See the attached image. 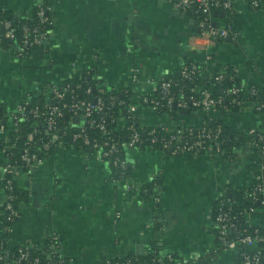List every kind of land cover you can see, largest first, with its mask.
Listing matches in <instances>:
<instances>
[{
	"label": "crops",
	"instance_id": "crops-1",
	"mask_svg": "<svg viewBox=\"0 0 264 264\" xmlns=\"http://www.w3.org/2000/svg\"><path fill=\"white\" fill-rule=\"evenodd\" d=\"M50 1L53 21L43 46L25 57L0 46V102L9 111L30 93L44 95L53 84L88 71L102 89L130 87L131 103L143 123L200 125L206 119H222L236 134L228 156L128 147L130 177L117 181L96 153L56 146L29 171H16L26 195L11 243L42 247L55 232L61 252L77 264L137 257L155 248L189 258L208 255L211 264H241L238 249H217L215 205L228 187H250L258 178L264 182V153L248 140L251 129L264 127V112L244 107L222 114L198 108L172 118L142 104L139 97L189 61L199 63L205 76L230 67L244 83L262 86L264 7L236 0L234 33L213 43L200 38L193 45L196 17L176 7V0ZM35 4L0 0V8L17 16L32 13ZM214 15L221 24L223 14ZM124 122L121 117L119 126ZM4 159L0 148V162ZM144 185L152 187L157 201L140 192ZM4 198L0 177V207ZM246 218L253 226H263L264 207L247 212Z\"/></svg>",
	"mask_w": 264,
	"mask_h": 264
},
{
	"label": "built area",
	"instance_id": "built-area-1",
	"mask_svg": "<svg viewBox=\"0 0 264 264\" xmlns=\"http://www.w3.org/2000/svg\"><path fill=\"white\" fill-rule=\"evenodd\" d=\"M235 1L176 0L174 5L184 9L191 8L193 11H199L202 14L200 18L194 14L198 26V32L192 35V43L195 45L198 44V39L200 38L206 39L208 43H213L216 37H227L234 33V28L230 24L227 26L215 25L214 19L212 18V11L213 9H217L223 10L224 12H231L233 11ZM246 1L253 7H264V0ZM34 10L37 22L35 24L23 23L21 27L23 33L20 39L17 36L18 25L12 19L4 17L0 11V45L3 44L4 39L14 41L10 47L19 57L28 56L36 48L43 46L50 35V29L47 28V24L53 21L51 1L36 0ZM27 15H32V13ZM180 67H182L181 75L189 80H195L202 71V66L192 61L185 62ZM228 68L219 69L213 74L208 75L210 79L213 78L218 81L226 76L233 80L238 78V82L234 81V83L216 95H213V88L203 81L201 84L193 85L188 92L185 90L184 85H180L175 78L168 76V72L158 80L153 90L157 93L143 92L139 97L140 101L142 104L149 105L160 113V107L171 106L173 104L184 108L191 105L205 110H218V105H222L223 108L228 109L229 103L236 110L249 107L256 111L264 112V84L259 86L255 83H244V81L239 79L238 74H228ZM232 69L236 72L234 68ZM138 70V67L134 68L133 77L135 79L137 78ZM77 75L81 76L82 73H78ZM50 89L54 93L53 97L55 100L45 104L42 108L39 106L28 108L25 105L27 101L24 99L16 108L7 112L9 126L17 129L19 120L30 115L43 118L46 123L45 132L49 135V139L43 143L44 148L48 149L51 143L54 147L61 145L76 146V142L69 143L66 141L56 127L57 116L62 115L64 113L63 110L66 108L71 110L75 114L76 119L81 121L80 124L87 122L91 127H98L108 135L106 139L100 141L96 137H91L84 125L80 130L73 133L72 139L74 141L80 139L85 145L93 147L94 153L103 161L122 169L118 175L111 176L113 181L128 179L130 177V174L126 172L127 167L129 168L130 166L129 161L119 153L121 151V143L126 148H142L148 144L150 146H156L167 153L192 152L205 153L211 156H224L225 149L223 142L225 137L222 135V124H218L216 127H208L205 124L198 127L184 123H179V125L167 123L154 124L146 131L147 136L144 137L143 132L138 127H135L134 122H131L128 125L130 129L128 140L120 142L113 135H110L111 131L106 128L104 119L105 109L110 106L102 95L91 99L89 96L74 94L72 95L71 101H63L66 92L69 90L68 84L63 86L53 84ZM195 90L197 94L193 93ZM258 95L261 97L259 100L252 99L253 96ZM115 100V96L111 97V103H115ZM124 102L123 99L119 100V103ZM135 110V105L130 103L128 111L133 113L136 112ZM95 112L99 113V115H93ZM169 116L172 117L171 115ZM36 131L37 129H34L32 132H29L27 134L28 139H31L33 133ZM0 138L4 143L1 148L4 151L9 149L12 144L10 143L12 137L9 136V129L2 123H0ZM248 140L252 147L264 153V129H251ZM42 159L36 151L26 147L22 155L23 164H21V167H32ZM13 167L14 164L5 153V159L0 162V177L5 189V198L0 207V215H5L7 220L13 221V223L4 224L0 228V236L3 233L9 234L6 240L0 238V264H67L68 262L77 264L61 252L59 238L55 232L51 233L45 239L42 247L28 242L17 243V248L13 252L4 247L5 242L12 244L11 239L17 222L15 220H18L21 212L20 207L14 203L16 194L14 193L13 181L10 177H6V172L12 170ZM139 190L144 196H153L156 201L158 200V195L152 192V187L144 185ZM243 190L246 197L252 201H257V206L264 207V182L260 178L257 179L255 184L243 188ZM225 192L222 190L217 198L219 203L217 204L216 202L217 207L214 215V223L217 228L216 232L219 241L217 249L236 248L241 257V264H259L264 250V233H260L257 227L254 229H248V227L239 228L236 216L232 213L234 200L225 197ZM227 200L231 202L226 203ZM257 206L254 203L246 208L245 212L255 210ZM229 231L233 235H229ZM115 257L118 258L120 256L106 257L102 263L98 261L95 264H121ZM206 257L209 260L204 261L200 257L189 258L182 255L176 258L175 262L177 264H211L208 255ZM174 259L175 257L172 252L154 251L151 264H167L168 260L171 261Z\"/></svg>",
	"mask_w": 264,
	"mask_h": 264
},
{
	"label": "trees",
	"instance_id": "trees-1",
	"mask_svg": "<svg viewBox=\"0 0 264 264\" xmlns=\"http://www.w3.org/2000/svg\"><path fill=\"white\" fill-rule=\"evenodd\" d=\"M191 12H193L195 15L198 16V18L202 17V14L199 11H193V9L189 8ZM214 10L212 11V18L214 19L216 16L214 15ZM2 15L4 17H8L12 19L17 25H18V32L17 36L20 39L22 36V25L23 23H29V24H35L37 22L36 16H35V10H33L32 15H23V16H17L13 14L11 11L7 9H0ZM32 16V17H31ZM219 16V14L217 15ZM222 23H217L218 26H227V25H232L234 28V13L233 11H226L222 15ZM52 26V21L47 24V28H51ZM14 41L4 39V42L2 47H10L11 44ZM230 68V67H229ZM228 68V74H236L237 73L232 69ZM181 69L182 67L178 68L175 71L169 72L168 76H172L175 78L180 85H184L186 91H190L193 85L196 84H201L202 81L206 84H209L211 88H213V95H216L218 93H221L224 88L230 86L232 83L238 82V78L230 79L228 76L223 78L222 80H214L213 78L210 79L209 76L203 75V73L200 72L199 77H197L195 80H189L181 75ZM69 85V90L66 92L63 101H71L72 100V95L76 94L79 96H89L91 99L96 98L98 95H102L109 104V108L105 109V122H106V128L111 131L110 135H113L116 139H118L120 142H125L128 140V134L130 132V129L128 128L129 123L134 122L135 127H138L142 132L143 136L146 137L147 133L146 131L151 127V125H148L146 123H143L140 121L138 118V115L136 112L130 113L128 111V106L132 102V96L134 92L130 87L125 88V89H102L97 85L96 80L91 76L88 71L82 72V75L79 76L77 74H72L70 77L65 79L63 82L59 83L58 85ZM89 91H87V89ZM150 93L156 94V91H151ZM194 94H197V91H193ZM53 91L49 88L48 91L44 95H35L30 93L28 97L25 98L27 103L25 104L28 108L39 106L42 108L45 104L50 103L54 101L53 97ZM115 96L116 100L115 103H111V97ZM261 97L258 96H253V100H259ZM123 99L125 102L124 103H119V100ZM229 103V108L225 109L223 108L222 105H218V111H220L222 114L224 113H231L236 110L233 105H230ZM194 109H198L197 107L193 106H188V107H180L178 105H171V106H162L160 107V111L162 113H166L168 115H171L172 118L178 117L181 112L185 111H193ZM9 110L7 107L0 102V123L4 124L8 129H9V136L12 137L11 139V146L9 149L5 150L6 156H9L10 161L14 164V167L12 170L6 172V177H10L13 181L14 184V193L16 194V198L14 199L15 205L20 207L21 201L24 199L26 195V191L23 188V182L21 178L18 177L17 175V169L19 168L18 166L21 167V164H23L22 161V155L24 153V149L26 147H29L30 150L36 151L42 158H44L47 154L51 153L54 149V145L51 143L50 147L44 148L43 143L49 139V135L45 132L46 129V123L43 118H37L33 116H28L23 119H20L18 122V127L17 129L12 128L9 126V121H8V116L6 113ZM62 115L57 116V123L56 127L58 132L61 134V136L68 141L69 143L76 142V147L78 148H84L87 150L88 153H93L94 148L88 145H85L83 141L76 140L74 141L72 139V135L74 132L80 130L84 125L86 126V130L90 134L91 137H96L100 141H103L104 139L107 138V134H105L104 131L99 129L98 127H91L89 123H83L80 124L81 121L76 119L75 114L69 110V109H64ZM93 115H99V113L95 112ZM123 117L125 119V122L121 125L119 123L120 118ZM208 127H216L218 124H222V135L225 137V140L223 142V147L225 149L224 155L228 156L229 152L231 150V144H232V139L234 134L236 132L227 124L222 119H206V122L204 123ZM176 125H179L176 124ZM202 125V124H200ZM200 125H194L196 127ZM34 129H37L35 133H33V137L31 139H28L27 134L29 132H32ZM259 129H264V127H258L256 130ZM148 143V142H147ZM146 143V144H147ZM3 140L0 138V148L3 146ZM148 146L144 145L143 147ZM121 156L127 158V153H126V147L123 146L121 143V151L119 152ZM128 159V158H127ZM129 161V160H128ZM23 170L29 171L31 167H26L22 166ZM111 168V176L112 175H118L121 172V168L115 165L110 164ZM126 172L128 174L131 173V168L127 167ZM225 197L229 198L230 200H234V203L232 204V213L236 216L237 223L239 225V228L242 229L244 227H248V229H254L257 227L259 229L260 233H264V226H257V225H251L248 223L247 218H246V208H248L250 205L254 204L257 206V201H252L250 198L246 197L244 195V190L243 188L239 187H231L227 190H225ZM230 203L231 201L227 200L226 203ZM219 201H217V204ZM217 205H215V211H216ZM17 221V219L15 220ZM13 221H8L5 215H0V228L3 227L4 224H12ZM215 230L217 231V228L215 227ZM217 233V232H216ZM229 235H233L231 231L228 233ZM8 233H3L0 238L5 239L8 238ZM11 236V235H10ZM9 236V237H10ZM262 244V242H261ZM18 244H9L8 242L4 243V247L8 248L10 251H15L17 248ZM154 251H160L159 249L155 248L154 250L143 254L139 255L137 257H132L130 255H121L120 257H115L116 260H118L121 264H151L152 263V256L154 254ZM175 259L174 260H168L167 264H177L176 258L181 257L179 253H174L172 252ZM263 255L261 256V260L259 264H264V250H263ZM106 257L102 258L99 260V262H103ZM202 260L207 261L209 260L207 257H200ZM67 264H74L71 262H68Z\"/></svg>",
	"mask_w": 264,
	"mask_h": 264
},
{
	"label": "water",
	"instance_id": "water-1",
	"mask_svg": "<svg viewBox=\"0 0 264 264\" xmlns=\"http://www.w3.org/2000/svg\"><path fill=\"white\" fill-rule=\"evenodd\" d=\"M220 13V14H224V11L223 10H217V9H215L214 10V13ZM214 24L216 25L217 23H216V21H214Z\"/></svg>",
	"mask_w": 264,
	"mask_h": 264
}]
</instances>
